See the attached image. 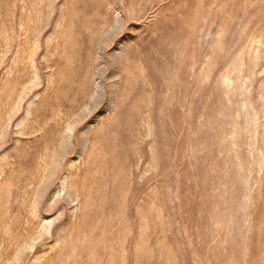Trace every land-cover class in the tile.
Segmentation results:
<instances>
[{
    "label": "rangeland",
    "instance_id": "1",
    "mask_svg": "<svg viewBox=\"0 0 264 264\" xmlns=\"http://www.w3.org/2000/svg\"><path fill=\"white\" fill-rule=\"evenodd\" d=\"M0 264H264V0H0Z\"/></svg>",
    "mask_w": 264,
    "mask_h": 264
}]
</instances>
